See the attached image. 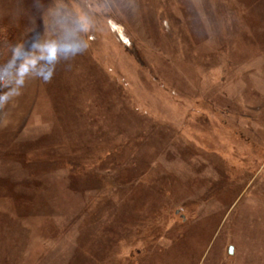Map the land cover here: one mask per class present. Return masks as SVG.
Here are the masks:
<instances>
[{
  "label": "rangeland",
  "instance_id": "374dc122",
  "mask_svg": "<svg viewBox=\"0 0 264 264\" xmlns=\"http://www.w3.org/2000/svg\"><path fill=\"white\" fill-rule=\"evenodd\" d=\"M0 32V264L114 231L104 264H264V0H0Z\"/></svg>",
  "mask_w": 264,
  "mask_h": 264
},
{
  "label": "clouds",
  "instance_id": "9594fccd",
  "mask_svg": "<svg viewBox=\"0 0 264 264\" xmlns=\"http://www.w3.org/2000/svg\"><path fill=\"white\" fill-rule=\"evenodd\" d=\"M82 51V49L78 50ZM76 53H69V56L75 55ZM13 55H15V49H13ZM69 56L62 57L63 59H68ZM61 57H56L50 62V66L47 67L42 72L33 73L31 70L25 73L23 76L17 75L12 81L11 84L6 92L7 97L9 100H13L14 98L21 95V89L25 86L26 79L29 77H34L43 80V82L47 83L51 80L52 76L55 73V65L59 62Z\"/></svg>",
  "mask_w": 264,
  "mask_h": 264
},
{
  "label": "trees",
  "instance_id": "16d2710c",
  "mask_svg": "<svg viewBox=\"0 0 264 264\" xmlns=\"http://www.w3.org/2000/svg\"><path fill=\"white\" fill-rule=\"evenodd\" d=\"M7 32V31H6ZM5 32V34H2V32H0V62H2V60L5 57V53L8 50L9 44H10V36L9 38L7 37L8 34ZM151 199V198H150ZM143 206H145L144 210H148L151 206V209H149L148 211H151L155 206H156V200L153 199L152 200H144L143 201ZM142 215V214H141ZM119 219V220H118ZM137 218H134L133 222L136 220ZM125 220V219H124ZM123 218H116V221H119L118 223H120L121 227L126 226L127 224H125L126 221H124ZM113 227V226H111ZM113 229V228H112ZM115 229H113L114 231ZM112 234V235H111ZM110 235L107 236V240L105 241L107 244L103 245L101 251L102 252H91L90 257L96 260V262L98 264H104V262L106 261V255H105V249L106 248H111V244L112 242H114V238L116 236L115 231L111 232ZM104 249V250H103ZM89 251V250H88ZM87 251V252H88Z\"/></svg>",
  "mask_w": 264,
  "mask_h": 264
},
{
  "label": "water",
  "instance_id": "95a60500",
  "mask_svg": "<svg viewBox=\"0 0 264 264\" xmlns=\"http://www.w3.org/2000/svg\"><path fill=\"white\" fill-rule=\"evenodd\" d=\"M232 251H233V248H232V247H229V248H228V254H229V255L232 254Z\"/></svg>",
  "mask_w": 264,
  "mask_h": 264
}]
</instances>
